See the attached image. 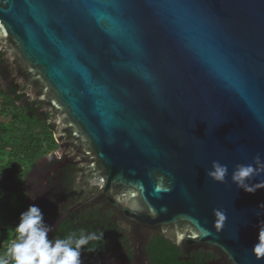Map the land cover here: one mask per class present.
<instances>
[{
    "label": "water",
    "instance_id": "95a60500",
    "mask_svg": "<svg viewBox=\"0 0 264 264\" xmlns=\"http://www.w3.org/2000/svg\"><path fill=\"white\" fill-rule=\"evenodd\" d=\"M0 47L53 114L57 152L84 158L78 181L128 230L135 264L156 235L209 264H264L251 252L264 189L231 181L264 160V0H0Z\"/></svg>",
    "mask_w": 264,
    "mask_h": 264
},
{
    "label": "flooded vegetation",
    "instance_id": "af4514ba",
    "mask_svg": "<svg viewBox=\"0 0 264 264\" xmlns=\"http://www.w3.org/2000/svg\"><path fill=\"white\" fill-rule=\"evenodd\" d=\"M3 79L5 80L4 85L2 84ZM0 83L5 89L13 88L17 92L21 87L26 88L16 78L14 69L6 57V52L1 47ZM25 92L27 103L36 101L27 96L28 87ZM35 108L36 114L44 118V123L53 135V114L49 109L43 108L40 102L36 104ZM49 152L40 153L32 160V164L26 172L28 177L25 185L28 199L32 196L36 206L48 208L45 222L47 223L48 219L53 218H57L55 221H59L56 229L49 235V239H57L62 228L67 225H71L85 234L96 233L97 236H101L102 233V238L90 241L88 245L84 246L85 252L84 255H81L83 264H135L134 245L130 240L128 230L117 222L110 209H104L98 203H91L92 197L98 192V187L88 184V182L85 183L82 179L80 182L78 181V178L83 174L84 158L74 155L72 150L70 153V150L66 148L58 155L46 157ZM152 241L153 236L146 244L147 261L141 262L142 264H153ZM197 252L199 251H191L186 254L180 251L179 259L187 262L191 259L194 260ZM208 253L203 252L206 258ZM212 257L211 254L208 263Z\"/></svg>",
    "mask_w": 264,
    "mask_h": 264
},
{
    "label": "trees",
    "instance_id": "16d2710c",
    "mask_svg": "<svg viewBox=\"0 0 264 264\" xmlns=\"http://www.w3.org/2000/svg\"><path fill=\"white\" fill-rule=\"evenodd\" d=\"M5 80L3 79V83ZM6 85V84H5ZM27 89L23 87L17 92L16 89H5L0 83V251L2 252V243L7 237L16 236L15 227L19 222L20 213L27 210L28 191L25 187V175L31 161L22 162L18 157L26 159L36 157L40 153H47L56 148L57 144L53 138L52 131L44 123V118L36 114L35 102H26ZM8 118L2 119L5 114ZM21 129V130H20ZM34 129L38 130L35 135ZM44 134H41V131ZM30 130V131H29ZM54 143V147H47L48 140ZM11 142V144H10ZM12 142H14L12 144ZM41 142L45 146H41ZM46 149V150H45ZM18 158V159H17ZM13 200V202H11ZM45 216L48 214L45 206L39 207ZM70 234L79 237L85 234L81 230L67 225L62 228L58 238H65ZM155 249V251H153ZM85 248L81 249V255H84ZM153 264H209L208 257L199 251L195 254L194 260L184 261L179 259L180 251L169 240L153 236L152 247Z\"/></svg>",
    "mask_w": 264,
    "mask_h": 264
},
{
    "label": "clouds",
    "instance_id": "9594fccd",
    "mask_svg": "<svg viewBox=\"0 0 264 264\" xmlns=\"http://www.w3.org/2000/svg\"><path fill=\"white\" fill-rule=\"evenodd\" d=\"M59 124V120H57ZM228 175V166L219 161H212L207 176L218 183H224ZM264 175V160L257 155L251 164H237L232 171L231 181L237 188L247 193H255L264 189V180L253 183L256 177ZM170 183L167 186L159 182L155 188L156 193L171 191ZM258 208L264 209V203ZM133 211L138 209L133 206ZM214 227L220 231L227 220L223 209L213 210ZM260 214L257 213V216ZM258 229L257 242L253 244L251 252L257 260L264 259V220L256 225ZM52 227L44 220V214L36 205H29L27 210L20 213L19 222L15 227L16 237L7 248L6 257L0 258V264H83L81 249L90 241L102 238L96 233L81 234L76 237L70 234L65 238L49 239ZM207 234V232H206ZM179 240L177 243L179 244ZM229 259H232L229 255Z\"/></svg>",
    "mask_w": 264,
    "mask_h": 264
},
{
    "label": "rangeland",
    "instance_id": "374dc122",
    "mask_svg": "<svg viewBox=\"0 0 264 264\" xmlns=\"http://www.w3.org/2000/svg\"><path fill=\"white\" fill-rule=\"evenodd\" d=\"M8 114L9 113H7V114H5V116L4 117H1L3 120L7 117L8 118ZM6 118V119H7ZM21 130V129H20ZM34 130H36L35 131V135H37V133H38V130L37 129H34ZM46 130V129H45ZM44 129H43V131H41V134H44V131H45ZM30 131V130H29ZM53 132H54V130H53ZM49 142H48V146L47 147H44V148H50V147H54V143H52L51 142V140L49 139L48 140ZM14 142H12V144H13ZM10 144H11V142H10ZM40 144H42L41 146H45L44 145V143L43 142H41ZM45 149V150H46ZM52 151H54V155L56 154V155H58L59 153L57 152V148H55L54 150H51L46 156H48V155H50V153L52 152ZM19 159H21L22 160V162H25L26 160L27 161H31V160H33V159H35V157H30L29 159H26V158H24V157H22V156H20V157H18ZM17 158V159H18ZM11 202H13V200H11ZM29 203V202H28ZM30 205V204H29ZM11 236H13V235H11ZM11 236H9V237H7V239H5L4 241H3V243H2V248H3V246H4V244L6 243V241L11 237ZM3 257H6V253H4L3 251L1 252L0 251V258H3Z\"/></svg>",
    "mask_w": 264,
    "mask_h": 264
},
{
    "label": "built area",
    "instance_id": "2783aa9c",
    "mask_svg": "<svg viewBox=\"0 0 264 264\" xmlns=\"http://www.w3.org/2000/svg\"><path fill=\"white\" fill-rule=\"evenodd\" d=\"M16 236H11L7 241L6 243L4 244L3 246V252L6 253L7 252V248L10 246V244L14 241Z\"/></svg>",
    "mask_w": 264,
    "mask_h": 264
}]
</instances>
